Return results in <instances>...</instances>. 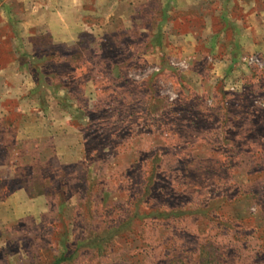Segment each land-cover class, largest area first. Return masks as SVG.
<instances>
[{"label":"rangeland","instance_id":"rangeland-1","mask_svg":"<svg viewBox=\"0 0 264 264\" xmlns=\"http://www.w3.org/2000/svg\"><path fill=\"white\" fill-rule=\"evenodd\" d=\"M263 30L264 0H0V264H264V172L242 182L230 150L244 120L264 138ZM186 128L220 152L173 188ZM45 129L82 160L25 138Z\"/></svg>","mask_w":264,"mask_h":264},{"label":"crops","instance_id":"crops-1","mask_svg":"<svg viewBox=\"0 0 264 264\" xmlns=\"http://www.w3.org/2000/svg\"><path fill=\"white\" fill-rule=\"evenodd\" d=\"M259 29L260 28L257 29V27H256L254 30V33L256 32L255 34H257V36L259 35ZM238 33L239 34L236 35L235 40L238 44H240L242 42V40L244 39L245 34L241 33L240 31ZM261 36H264V30L262 31ZM256 41H258V40L256 39ZM240 45L243 46L242 44H240ZM262 83L264 85V80ZM253 119H251L249 122L247 120H244L242 123L239 124L238 128L234 129L232 139L236 142V144L234 146L236 149L230 148V150L232 152H236V154H237V157H238L237 165L234 166V168H236L235 173H236L237 177L239 176V179H241L242 182L243 181L246 182L247 180L255 178V175L259 172H264V164L262 165V161L255 159L254 158L255 155H253V154H256L257 156L261 155V153L259 151L257 153V150L259 149L258 145L260 144L262 139H264L260 136L259 131L258 132L256 131V127H255L256 122H255V119H254V121H253ZM257 124H258V122H257ZM217 127L219 130L221 126L210 125L209 128H206V131L208 132L209 136L211 137V139H210L211 141L216 139V137L218 135H220V133H221V131H217ZM29 128H31L33 131H37L39 129V128H37V123H35V122H33ZM222 128H224L227 133L230 130L226 126L222 127ZM186 130L184 132H180L176 135H174V133H171V135H170L171 137H168V138H172L173 141L174 140L182 141V142H180L181 144L180 143L177 144V147H176L177 149L171 148V150H172L171 153L173 154V156L175 158H177V162L174 164L176 167H174L172 169L171 186L173 188H178V187L179 188H184V187L185 188H191L190 187L191 186L190 181H188L184 176V171H185L184 169L185 168H184V165H182V163L184 162L183 158H186V160L189 161V163L195 162V161H200V160H215L218 158L219 152H220V149L217 147V145L211 143V141H209L205 144L194 143L193 142L194 139H191V136L194 133L191 131L190 128H186ZM27 131H30V129L27 128ZM61 135L63 136L62 137L63 141H60L61 140L59 137L60 135L58 136L56 133H54L53 130L45 129L44 131L41 130V132H39V133L35 132V133H32L31 135L27 134V137H25V138L27 140H32V145H37L38 140L49 139L50 140L49 149L51 150V155L55 154L59 157L60 156H65V157L66 156H72V158H74V159L63 161V162H67V163L80 162L82 160V157L87 152V149L84 147V143L82 141L80 132L76 131V129H75L74 131L69 130L66 134H64V132H61ZM180 135L183 137H181ZM159 136H161L162 138L165 137L164 134H162V133L159 134ZM225 136H228V134ZM259 137H261V138H259ZM157 138L158 137H156V139ZM64 140H65V142H64ZM35 141H36V143H35ZM11 144L13 145L14 141H12ZM5 145L6 146L9 145V143H6ZM12 145L9 147H6L11 158H13L16 154H18L17 153L18 151ZM32 151H36V149H32ZM121 154L122 153H120V152L117 153V155H121ZM262 156H264L263 153H262ZM259 162L261 163V165L259 164ZM9 165H11V167H13V166H17L18 163H17V161L15 163L14 160L11 159V163ZM224 166H226L225 169H229V166H231V164L228 165V163H225ZM116 168L119 169L118 167H116ZM222 168H224V167H222ZM230 180L236 181L237 178H232ZM230 182L231 181H229V180L228 181L227 180H220V181H218V183L216 185H217V187H220V188H222V187L228 188L231 186ZM242 182H240L239 184L236 183L234 186H236V187L243 186ZM100 184L101 183H97V186L92 185V187L98 188V190H99V188L101 186ZM252 185L255 186V184H252ZM102 186L109 187V185H102ZM12 193H13V191L11 192V194L8 197H10V198L14 197V193L13 194ZM35 196H36L35 194L34 195L29 194L30 198H34ZM8 197L5 198L6 200L0 201V204H1L0 207H3L4 203L6 205H8L7 204ZM12 201H14V198H12ZM4 213H5V211H4Z\"/></svg>","mask_w":264,"mask_h":264},{"label":"built area","instance_id":"built-area-1","mask_svg":"<svg viewBox=\"0 0 264 264\" xmlns=\"http://www.w3.org/2000/svg\"><path fill=\"white\" fill-rule=\"evenodd\" d=\"M240 62L248 65L249 67H252L253 69H262L263 68V62L262 59L259 55L256 54H251V55H245L243 57L240 58ZM171 64L175 67L178 68L179 70H183L186 69L188 64L186 63V61H180V62H171ZM157 70V69H156ZM229 90H234L233 87H231ZM175 94L173 93L172 95H170L171 100H174ZM257 99H254L253 102L256 103H260V106H263L264 103L263 102H259Z\"/></svg>","mask_w":264,"mask_h":264},{"label":"trees","instance_id":"trees-1","mask_svg":"<svg viewBox=\"0 0 264 264\" xmlns=\"http://www.w3.org/2000/svg\"><path fill=\"white\" fill-rule=\"evenodd\" d=\"M221 102L222 103H221L220 107L223 108V109H225L224 107L227 108V105L229 104L228 101H227V99H222Z\"/></svg>","mask_w":264,"mask_h":264}]
</instances>
